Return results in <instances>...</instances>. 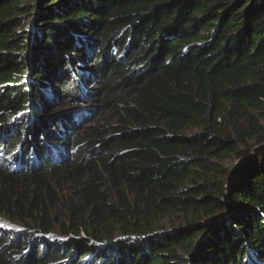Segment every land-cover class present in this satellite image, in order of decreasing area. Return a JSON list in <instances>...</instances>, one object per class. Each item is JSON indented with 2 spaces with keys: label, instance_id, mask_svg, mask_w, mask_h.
Listing matches in <instances>:
<instances>
[{
  "label": "trees",
  "instance_id": "16d2710c",
  "mask_svg": "<svg viewBox=\"0 0 264 264\" xmlns=\"http://www.w3.org/2000/svg\"><path fill=\"white\" fill-rule=\"evenodd\" d=\"M262 120L264 0H0V264H264Z\"/></svg>",
  "mask_w": 264,
  "mask_h": 264
},
{
  "label": "rangeland",
  "instance_id": "374dc122",
  "mask_svg": "<svg viewBox=\"0 0 264 264\" xmlns=\"http://www.w3.org/2000/svg\"><path fill=\"white\" fill-rule=\"evenodd\" d=\"M35 13H37V12H35ZM31 29H30V31L32 30L33 32H35L36 30H37V25L36 24H31ZM27 28H29V25H27ZM28 45H29V42H28ZM31 62L29 61L28 62V64H30ZM98 77V76H97ZM31 80H34L33 78H31ZM90 83H89V87L90 88H92V86H91V84L92 83H94V80H90L89 81ZM36 84H37V80H36ZM52 84V83H51ZM54 85V84H53ZM59 84H57V86H58ZM94 85V87H96L97 89H99L98 87L100 86V85H96V84H93ZM55 86V85H54ZM54 86L51 88V86L50 85H48V86H46L45 87V90H44V92L46 93L47 92V94H48V96H47V94H46V96H47V98H48V100H47V102H49L54 108H56V114H61V113H69V114H79V113H81V111H84V110H86V108L88 107V106H93L94 104H95V101H91L90 103H84L83 104V107L82 106H79V105H77V103H75V104H73V105H71L70 107H67V105H65V107L63 106L64 104L62 103V100H59V99H57L56 97H54L53 96V94H52V92L53 91H55V90H53V89H55L54 88ZM49 87V88H48ZM43 92V91H42ZM73 106V107H72ZM89 108V107H88ZM27 114H29V112L27 113ZM115 114H116V112H114V110H110V111H105V112H98V119H99V121L101 122V124H104V123H114L115 122V118H114V116H115ZM36 119L37 118H35V117H33V119L30 121V123H32L34 120L36 121ZM34 121V122H35ZM86 121V119L82 122V125H83V123ZM262 123L264 124V120H262ZM85 124H88V121L87 122H85ZM6 125H7V129L8 128H12V126H14L15 124L11 121V122H9V121H7V123H6ZM95 125H92L91 127H94ZM201 131V129L199 128V127H191L190 129H189V131H188V133L189 134H193V133H198V132H200ZM71 133H72V131H71ZM264 146V145H263ZM258 148V146H255L254 148ZM260 147H262V146H260ZM254 152V149L252 150V153ZM57 154V153H56ZM244 159L245 158H243V159H238V158H229V159H226V160H224V166L226 167V168H228V169H233V167H234V165H236L237 163H239V162H241V163H243L244 162ZM73 160L74 159H72V155H69V157L68 158H66V160H63V162L65 161V162H67V163H69V164H72V162H73ZM5 164V163H4ZM63 164V163H62ZM69 164H67V165H69ZM6 165V164H5ZM241 166V165H240ZM167 222V224H169V222L168 221H166ZM17 227H21V226H17V225H14V224H12L10 221L8 222L6 219H4V218H2V217H0V235L1 234H3V233H10V232H17ZM59 231V230H58ZM41 242H43V241H41Z\"/></svg>",
  "mask_w": 264,
  "mask_h": 264
},
{
  "label": "water",
  "instance_id": "95a60500",
  "mask_svg": "<svg viewBox=\"0 0 264 264\" xmlns=\"http://www.w3.org/2000/svg\"><path fill=\"white\" fill-rule=\"evenodd\" d=\"M264 142L260 144V146H263ZM260 146H258V148H261ZM245 160V159H244ZM241 165V162L237 163L236 165H234L233 169H232V173L228 182V185L230 186L232 184V178L234 173L236 172V170L239 168V166Z\"/></svg>",
  "mask_w": 264,
  "mask_h": 264
},
{
  "label": "bare ground",
  "instance_id": "6f19581e",
  "mask_svg": "<svg viewBox=\"0 0 264 264\" xmlns=\"http://www.w3.org/2000/svg\"><path fill=\"white\" fill-rule=\"evenodd\" d=\"M63 234V233H62Z\"/></svg>",
  "mask_w": 264,
  "mask_h": 264
}]
</instances>
